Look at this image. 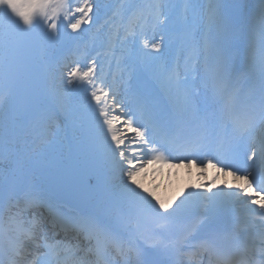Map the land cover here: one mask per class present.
<instances>
[{
  "label": "snow or ice",
  "instance_id": "1",
  "mask_svg": "<svg viewBox=\"0 0 264 264\" xmlns=\"http://www.w3.org/2000/svg\"><path fill=\"white\" fill-rule=\"evenodd\" d=\"M101 19L98 0H0V264H264V0L185 3L178 20L129 0ZM85 25L107 29L103 56L41 79L40 54ZM49 96L74 128L57 159ZM170 160L239 183L173 207L140 179Z\"/></svg>",
  "mask_w": 264,
  "mask_h": 264
},
{
  "label": "rangeland",
  "instance_id": "2",
  "mask_svg": "<svg viewBox=\"0 0 264 264\" xmlns=\"http://www.w3.org/2000/svg\"><path fill=\"white\" fill-rule=\"evenodd\" d=\"M129 0H98V3L102 6V19L101 23L103 24L104 20L111 15V11L117 3L127 4ZM144 2H153V0H144ZM163 3L168 2L171 6V11L174 14V20H178L183 12V5L185 3L195 5L199 11H204L207 9L208 4L210 2H215V0H162ZM194 2V3H193ZM259 4V3H258ZM91 26L85 25L82 26V35H77V33H72L71 29L67 30V33H64L61 37V40L54 46L53 50L46 54H40L41 59L43 60V67L38 69V75L41 79L48 76L49 73H53L59 81V73L61 70H64L68 65H70L75 60L84 61L87 56L92 55L96 56L98 53L103 56L106 52V39L108 36L107 29L98 30L97 28H92L91 31H84V29L90 28ZM150 23L146 24L144 27L145 34L149 37L152 36V32L150 30ZM138 46V45H137ZM46 57V58H45ZM168 58V53L165 54V59ZM105 63V76L109 82L116 79L117 84L121 86V92L124 93V81L120 80L121 75L125 76L126 73L123 71V66L117 67L116 62L112 60L111 57L104 58ZM72 102L74 105L81 104L84 105L87 103L86 95L82 91H75L71 93ZM44 105L46 108V114L49 116L51 113L50 119L57 118V125L52 124L51 131L54 133L52 139L54 141L53 145L50 149H48V155L52 159H57L61 157V153L64 156H67V148L65 143L72 139L74 135V128L72 126V122L65 118L62 110L60 109L58 101L49 96L44 100ZM61 123V124H60ZM60 124V125H59ZM66 125L65 130H63V126ZM64 132V133H63ZM68 137L67 141L63 140V135ZM242 159V157H241ZM170 168H174L180 162L178 160H170ZM187 163V161L185 160ZM157 164H154L148 168V173L146 176L140 177L142 182L147 186L156 191L157 195L160 199L165 202H171V197L169 194V190H167V186L170 183H166L168 179L169 171L162 172L161 169L156 168ZM242 166V165H241ZM169 168V169H170ZM55 171V169H53ZM233 181L235 182V177L231 176ZM154 181H158L156 186L154 185ZM180 185L184 183V179H176ZM195 188L198 191H205L206 186L202 185V182L196 181ZM192 188V187H191ZM177 193H182L178 191ZM240 205H236L237 209H240Z\"/></svg>",
  "mask_w": 264,
  "mask_h": 264
},
{
  "label": "bare ground",
  "instance_id": "3",
  "mask_svg": "<svg viewBox=\"0 0 264 264\" xmlns=\"http://www.w3.org/2000/svg\"><path fill=\"white\" fill-rule=\"evenodd\" d=\"M167 3L168 2H166L165 4ZM172 3L174 4L173 1ZM51 114L48 117H50ZM50 120L51 123L54 122V118ZM186 164L187 163L184 162L183 164L180 163L176 165L174 168H170V162L165 161L156 165V168L161 169L162 172H166L167 169L169 171L166 183L170 182L167 186V190H169L168 192L170 194L173 207H175V204L178 203L184 195H187L188 191L196 189V181L202 182V185L207 184V186H211L212 191H216L218 188L224 187L225 184L231 185L232 188L235 189L237 184L239 183V181L237 180H235V182L233 181V179L231 178L232 175H228L226 174V172H220L217 168H213L211 166L205 168L199 164V161H197V163L191 167L185 166ZM178 178L182 180L184 179V183L180 185L177 181H175ZM157 182L158 181H154L155 186ZM178 191L182 193H177Z\"/></svg>",
  "mask_w": 264,
  "mask_h": 264
},
{
  "label": "water",
  "instance_id": "4",
  "mask_svg": "<svg viewBox=\"0 0 264 264\" xmlns=\"http://www.w3.org/2000/svg\"><path fill=\"white\" fill-rule=\"evenodd\" d=\"M53 178H55V172L53 171Z\"/></svg>",
  "mask_w": 264,
  "mask_h": 264
}]
</instances>
